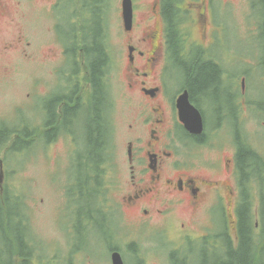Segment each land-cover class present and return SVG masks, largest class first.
<instances>
[{"label":"rangeland","instance_id":"obj_1","mask_svg":"<svg viewBox=\"0 0 264 264\" xmlns=\"http://www.w3.org/2000/svg\"><path fill=\"white\" fill-rule=\"evenodd\" d=\"M225 1L236 5L242 0ZM111 2L114 9L120 8L119 0H111ZM170 6L167 1H163V19L165 25L168 27L171 18ZM58 7V0H0V120L5 119L0 122V144L4 137L15 129H19L25 135L26 131L36 123L47 121L44 110L49 108L58 98L55 87L48 93L51 87L47 83L56 82L58 94L63 97L62 100L58 101L56 111L59 112L65 109L66 99H77L80 90L77 82L78 77L72 74L71 66L66 64L65 61L69 60L71 55H75L78 59V54H75V52L70 53L64 47L63 44H67V40H59L69 31V25L67 21L68 14L62 8L56 13V16L61 19V26H59L61 29L57 31L59 21L54 13L59 9ZM238 11L240 12L239 9ZM71 12L72 14H76L74 9ZM212 15L215 16L213 21L216 24L226 25L224 28V38L228 46L231 47L232 45L239 54H234L231 57L228 61V68L235 74L242 73L243 68L241 66L246 65V63L239 61L240 57L252 55L254 52L258 53V49L251 43L253 39L247 40L244 37L245 34L238 30L237 22L240 15L237 14L233 6L220 4L217 10L212 7ZM257 16L264 20V2L262 1L258 7ZM74 19L73 17V22ZM109 22H111V19ZM156 22L157 18L154 14L152 23L155 24ZM213 38L217 45H221L223 42V39L218 34L214 33ZM167 48L170 55H174L176 45L171 38H168ZM86 49L89 51L93 50L89 41H87ZM97 51L103 53L101 48H98ZM106 61L107 65L112 64V60ZM184 61L190 68H193L198 63H213L214 59L198 56L196 52H190ZM113 63L115 62L113 61ZM117 64L121 65L120 62ZM251 82L250 97L255 101L264 103V91L255 83V79ZM71 83H75L77 86L70 85ZM166 83L171 89L180 85L186 86L190 92V88L187 85L189 80L184 73L183 78L180 75L168 76ZM225 84L230 85V82L225 81ZM59 85H61L60 88ZM106 86V94L109 99L106 119L111 120V123L117 126V131L113 134L111 140L113 149L119 152V155H124L125 146L130 139L129 133L123 134L121 132V128L126 123H135L137 135L140 139L145 137L142 121L139 116V105L142 103V99L131 92L128 80L123 75L117 74L111 76ZM62 89L65 92H62ZM210 92L207 94L203 93V97L199 96L201 94L199 92L193 94L190 92L194 101L205 111L204 120L206 127H210L216 123L213 120L214 113L210 109L212 104L209 97ZM66 102H72L74 105H77L76 101ZM249 121L250 125L246 129V136L258 150L253 158L256 161L262 160L261 165L264 169V120L261 121L250 112ZM235 125L238 128V122H235ZM89 126V116L84 112V115L78 119L76 129L80 136L79 141L82 142L81 149L85 156H89V153L93 152L100 144L97 135L86 136ZM236 128L231 116L228 115L224 120L222 136L230 137L234 135L237 132ZM13 135L0 147V159L2 151L6 148L8 141ZM93 142L95 143L94 146ZM19 143L23 152L39 153L24 155L20 158L13 157L10 154L7 158H4V162L6 164V160L8 159V162L11 164L16 162L20 166L27 165L28 170L24 172V177L31 181L33 180L36 184L34 187L32 183L22 181L19 186L21 194L18 200H8L0 196V217L2 215L6 217L4 223L9 225L8 227L12 232V235H6L5 231L3 235L0 234V251L3 257L11 258L9 256H11L12 250L20 248L21 253L26 258V264H38L37 258H34L32 254L33 251L45 255L52 252L54 254L60 252L66 255L69 251L68 236L64 232L67 217L62 213L60 208L62 193L59 186L61 184H68L72 180L71 175L76 173L71 163H74L75 166L85 167V165L76 157L71 143L63 134H60L53 143H50L46 147H41L39 140L31 142L26 148L21 141ZM15 147H17V144L12 143L10 149ZM66 150H68L69 157L67 153L63 152ZM197 163L201 165V161H197ZM232 164L236 168L243 166V159L240 153H237L232 160ZM91 172L87 168L86 177H89ZM216 180L217 185L222 183L220 179ZM249 183L252 184V188H247L244 192L251 198V210L254 211L258 196L264 191V184L259 183L255 176L250 177ZM1 184L3 185L4 182L1 181ZM259 211L264 225V197L259 201ZM215 218L220 224V217L217 213L215 214ZM245 224L246 220L240 215L237 226L241 237H243ZM258 232L261 238L258 242L252 244L250 258L253 260L259 259L264 263L263 229L258 230ZM136 234L140 239H147V242L152 244L153 249L151 253L153 256L158 257L163 264H173L168 262L166 258L168 244L163 235L148 228H142ZM26 237H31V243L25 239ZM84 244L95 255L96 264H110V256L105 251L104 235L101 230L90 228L89 237L84 240ZM142 248L146 250L149 246L145 245ZM185 248L188 261H185L184 258L178 259L175 264H208L213 259H217V257L210 254L209 248L203 243L192 246L186 245ZM135 249L136 247L133 245L129 246L126 250L129 253H133ZM233 252L236 251L232 250V252H229L228 250L220 257L221 261L233 263L235 261ZM54 254L46 258H56L57 255L54 256ZM85 264L95 263L91 259V261H86ZM128 264H136V262L130 258ZM150 264L158 263L153 261Z\"/></svg>","mask_w":264,"mask_h":264},{"label":"flooded vegetation","instance_id":"obj_2","mask_svg":"<svg viewBox=\"0 0 264 264\" xmlns=\"http://www.w3.org/2000/svg\"><path fill=\"white\" fill-rule=\"evenodd\" d=\"M264 2V0H261ZM79 5V22L81 19V11L84 6L81 1ZM100 5L98 1L90 3V12L95 16L93 29L90 36L93 40V50L82 49L85 55L96 56L95 51L101 46L98 44V39L102 33L100 13L98 10ZM172 12V9H171ZM172 15V14H171ZM163 18V13L161 12ZM172 18H170V28L167 31V37L172 38L174 29L172 28ZM82 33L76 35L78 40L82 41ZM154 40V35H150ZM146 40V38H144ZM177 46V44L175 43ZM102 49V48H101ZM157 45L149 49V55L145 57V61L136 60L138 66H143L144 71L138 73V78L133 81L132 68H127L130 90L136 95L142 96L146 102H142L139 106V114H144L145 138L140 139L137 135L135 124H128L131 139L128 143L127 158L129 160V173L131 183L128 191L121 184H116L110 188H104L103 194H95L92 191H85L79 184L81 176L85 169L82 166L74 167V180L60 187L62 202L60 208L62 213L67 217L64 232L68 236L69 251L66 255L58 252L45 255L33 251L34 258H37L38 264H85L86 261L95 262V255L88 250L84 244V240L89 237L90 228L101 230L104 235V248L108 255L114 250L112 244L113 234L116 233L123 223L125 215H135L139 212H149L156 210L163 213L166 217H177L190 224L199 225L202 221V211L207 213L206 220L215 221L214 213V191L217 187V170L223 166L225 169L229 166L231 158L226 155L218 158L206 159L197 163V155L192 154L188 149V133L177 118L179 109V101L183 102V91L185 87L177 89L175 92H170L168 84L148 86L142 77L148 75L155 76L164 69V57L157 54ZM72 53V51H71ZM82 53V51H81ZM72 56V55H71ZM171 56V55H170ZM73 57L71 64L72 74L78 77L79 87L86 84L89 85L92 97H82L79 95L77 99H66L65 101H76V112L87 111L89 108L97 116L98 121L103 123L101 126H106V134H98L100 141V155L96 162V168L102 173H107V163L104 162V152L107 150V96L106 83L107 79L104 72V64L99 71H95V67L91 65L81 66L76 72V62ZM173 59L171 61V69L179 72L183 68L181 61L183 55L175 49ZM142 76V77H141ZM106 79V80H105ZM70 85H76L71 83ZM61 85H59L60 88ZM77 86V85H76ZM188 90V89H187ZM62 92H65L62 89ZM189 92V91H188ZM96 95H101L96 98ZM190 95V94H189ZM63 97L57 98L62 100ZM57 101L44 110L47 121L43 125V139L48 144L53 143L58 135L56 132L59 129L67 130L72 133L75 120L71 121L69 116L65 119L66 109L56 111ZM98 105V108H96ZM69 106V105H68ZM149 107V110L144 112L143 108ZM225 117L219 118V121ZM46 127V129H45ZM183 136L180 138V134ZM193 139L203 143L206 139L204 134L195 135L190 133ZM18 136H23L20 141L25 143L28 135H23L20 131ZM91 159L90 156H88ZM91 165V162H89ZM138 167V177L134 176L135 166ZM12 179H8V182ZM4 182V181H3ZM10 190L9 184L5 188ZM166 194L167 196L161 200L163 209L150 207L143 198L152 202L157 195ZM8 195V194H7ZM31 243V237H26ZM25 245V241H24ZM213 246V241H210ZM56 258H46L51 255ZM21 264H26V258L23 253L20 254Z\"/></svg>","mask_w":264,"mask_h":264},{"label":"trees","instance_id":"obj_3","mask_svg":"<svg viewBox=\"0 0 264 264\" xmlns=\"http://www.w3.org/2000/svg\"><path fill=\"white\" fill-rule=\"evenodd\" d=\"M167 2H171V1L167 0ZM170 8L172 9L171 6ZM242 27L245 29H250V30H254L260 27L261 31L263 32V37H264V20H262L259 16H257L255 19L253 17L249 18L248 20L245 21ZM95 53H96V57L93 59L92 65L95 67V71L97 72L99 71L101 66L104 64L105 56H102L104 55L102 52L95 51ZM228 57L230 58L232 56H228ZM181 65L183 66V68H180L179 71L181 73H184L187 79L189 80V83H187V85L190 88V92L192 94L198 93V92L207 94L209 91H211L209 95L211 99V103H212L210 109L214 113L213 120L217 123L219 118L223 116V112L221 111V108H225V105L228 107H232L231 100L227 93L231 90V88L236 87L237 83L235 81L228 80L226 76L222 74V72L220 74L219 68L211 62H205V63H200V64L198 63V65H195V67L193 68H190V66L185 61H181ZM263 67H264V57H263ZM242 68H243L242 76H247L249 80L252 81L253 79L258 77L259 71L256 68H254L252 65H244ZM234 78L238 82H240V79L238 78V76H234ZM225 81H229L230 85L225 84ZM100 96L96 95L95 97L96 98L99 97L100 99ZM58 98H61V96H59ZM55 101L58 102L60 100L56 99ZM242 101H244L245 104ZM235 104L237 106V111L241 109V111L244 112V109L246 106V100L244 98L242 100L235 101ZM75 106L70 107L68 105H65V109H66L65 119H67V117L69 116L71 121H74L76 118L78 120L84 115V112H85L89 116V119H90V126H89L86 136L106 134V126H101V124L103 125V123L98 121L97 116L92 111L95 109L94 107L92 109L89 108L87 111H84L82 109L81 111L83 113L81 114V112L80 113L76 112L77 107ZM96 108H98V105H96ZM80 115L82 116L80 117ZM75 123H76V120H75ZM31 136H32V133H31ZM8 137L9 135L5 136L2 143L5 142L8 139ZM99 140L101 141L102 139L99 138ZM94 145L95 143L93 142V146ZM99 146L93 152L89 153V156L94 162L97 161L101 153ZM245 152L241 153V158L243 160L247 159L246 157L247 154L245 155ZM36 153L37 152L28 153V154L34 155ZM262 162H263L262 160L256 161L254 158H251L245 165L244 170L249 171L248 173L251 172V174L253 175H260L264 173L263 166L261 165ZM6 164L8 165L7 167L8 175L9 177H11L14 183H17L19 177L23 176L24 172L28 170L27 165L13 166L11 163L8 162V159L6 160ZM1 218L6 219V217H4L3 215L1 216ZM8 226H9L8 224L6 225V223H4L3 228H2V224H0V234L1 235H3V232L5 231L4 228ZM243 232H244V235L241 240V245L236 252H233L235 261L233 263H225L221 261L220 256H215L217 257V259L215 258L214 264H246V259L243 258V255L245 256L247 254V248L249 247V243H251L250 236L248 233V225H247V233H246L245 227L243 228ZM8 234L12 235V232H9ZM229 252H232V250H229ZM0 264H9L8 257L0 259Z\"/></svg>","mask_w":264,"mask_h":264},{"label":"bare ground","instance_id":"obj_4","mask_svg":"<svg viewBox=\"0 0 264 264\" xmlns=\"http://www.w3.org/2000/svg\"><path fill=\"white\" fill-rule=\"evenodd\" d=\"M227 94H228V96H229V98L231 100V104H232L233 109H232V107H228V106L225 105V108H221V111L223 113H235V112H237V106L235 104V101H238L239 97H238V95L236 93H234L232 91H229ZM0 224H2V228H3L4 219H2L1 217H0ZM4 229H5L6 235H8V233L11 232L9 227H5ZM251 248H252V243H249V247L247 248V254L245 256L243 255V258L246 259V264H264L259 259H254L253 260V259L250 258V250H251ZM20 254H21L20 248H15L11 252V256H14V255L16 256V255H20ZM2 257H3V255H2V253L0 251V259H2Z\"/></svg>","mask_w":264,"mask_h":264},{"label":"water","instance_id":"obj_5","mask_svg":"<svg viewBox=\"0 0 264 264\" xmlns=\"http://www.w3.org/2000/svg\"><path fill=\"white\" fill-rule=\"evenodd\" d=\"M181 109L183 111V120L186 123H195V125L198 127V130L201 131L202 118L199 111L194 108L188 101L183 103V108L181 106Z\"/></svg>","mask_w":264,"mask_h":264}]
</instances>
